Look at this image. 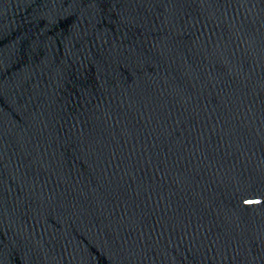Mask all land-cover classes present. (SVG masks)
Instances as JSON below:
<instances>
[{"label":"water","instance_id":"water-1","mask_svg":"<svg viewBox=\"0 0 264 264\" xmlns=\"http://www.w3.org/2000/svg\"><path fill=\"white\" fill-rule=\"evenodd\" d=\"M0 264H264V0H0Z\"/></svg>","mask_w":264,"mask_h":264}]
</instances>
